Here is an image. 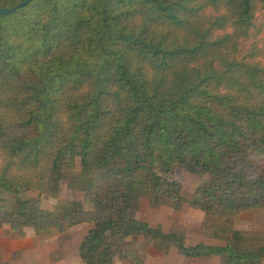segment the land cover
I'll use <instances>...</instances> for the list:
<instances>
[{"label": "trees", "instance_id": "1", "mask_svg": "<svg viewBox=\"0 0 264 264\" xmlns=\"http://www.w3.org/2000/svg\"><path fill=\"white\" fill-rule=\"evenodd\" d=\"M25 0H0V9ZM264 0H33L0 16V229L37 237L90 224L82 264H143L131 238L185 259L263 264L264 233L224 221L264 212ZM264 28V23L262 24ZM176 169L208 176L187 198ZM61 182L90 204L43 210ZM187 205L224 246H186L136 218Z\"/></svg>", "mask_w": 264, "mask_h": 264}, {"label": "rangeland", "instance_id": "2", "mask_svg": "<svg viewBox=\"0 0 264 264\" xmlns=\"http://www.w3.org/2000/svg\"><path fill=\"white\" fill-rule=\"evenodd\" d=\"M263 23L264 10L259 8L254 18V27L250 31L249 38L242 41L240 53L238 54L239 58L247 56L248 50L252 45L259 44V41L263 36ZM173 178L181 183L184 195L190 199L198 185L209 180L208 176L193 175L183 169H176L173 173ZM38 195H40L41 207L43 210H54L57 205L65 201H80L85 209L91 207L83 194L69 191L66 188L65 182H61L60 190L56 198L45 193L39 194L38 190H30L22 193L21 197L23 199H28L35 198ZM135 216L148 223L151 227L160 226L164 233H168L171 230L182 233L186 246H194L199 243L219 246H224L225 244L223 241L215 240L207 236L206 228L208 227V224L205 222L204 213L192 209L187 205L183 206L179 211H174L168 207L152 209L148 206L145 200H141L139 210ZM224 223L228 224L233 230L244 233L247 237L260 236V234L264 233V212L243 213L237 217L224 221ZM90 228V224H82L72 228L54 230L49 236L41 238L35 236L33 230L30 228H26L24 234L20 236L4 226L0 229V242L13 243L16 241H23L27 244H41L48 248H55V251L50 255V261L52 264L57 261H61L60 264H82L80 263L77 249ZM131 240L134 243L137 257L143 262V264L149 252L162 255L163 258L166 259H163L160 262L150 261L148 264H161L162 262V264H178V261L171 258L172 254L169 255L171 252H177L175 248L172 247L168 253L164 254L156 249L152 240L141 236L134 239L131 238ZM168 255L169 257H166ZM211 260H214L215 262L201 260L187 261V263L182 264H220L218 259ZM16 261L17 259L14 256L6 262L2 261L0 258V264H12ZM124 262L129 264L127 261H118V259L114 261L113 264H126Z\"/></svg>", "mask_w": 264, "mask_h": 264}, {"label": "crops", "instance_id": "3", "mask_svg": "<svg viewBox=\"0 0 264 264\" xmlns=\"http://www.w3.org/2000/svg\"><path fill=\"white\" fill-rule=\"evenodd\" d=\"M54 251H55V248H52V247L48 248L47 246H43L41 244H27L23 241H16L13 243H6L2 241L0 242V258L2 259V261L6 262L9 259H11L13 256L16 257L17 261L12 264H52V262L50 261V255ZM153 253L149 252L147 254L145 261L142 259L144 261V264H148L150 261L160 262L163 259H166V258H163L162 255L153 254ZM171 254H172L171 258L173 260L178 261V264L187 263V261H201V260L215 262L214 260L207 259V258H199L196 260L184 259L177 252H171L169 255ZM169 255L166 257H169ZM116 260L117 259H114V261ZM60 263L61 261H57L53 264H60Z\"/></svg>", "mask_w": 264, "mask_h": 264}, {"label": "water", "instance_id": "4", "mask_svg": "<svg viewBox=\"0 0 264 264\" xmlns=\"http://www.w3.org/2000/svg\"><path fill=\"white\" fill-rule=\"evenodd\" d=\"M31 1H33V0H25L24 2L18 4L17 6H15L13 8L0 9V16L12 14L13 12L16 11V9H20V8L24 7L25 5H27Z\"/></svg>", "mask_w": 264, "mask_h": 264}]
</instances>
